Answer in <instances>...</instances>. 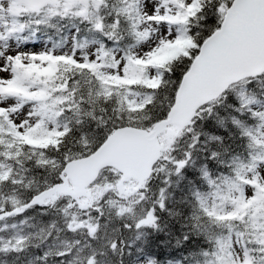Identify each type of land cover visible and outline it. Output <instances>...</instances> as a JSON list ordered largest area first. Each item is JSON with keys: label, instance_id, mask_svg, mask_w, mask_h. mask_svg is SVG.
Instances as JSON below:
<instances>
[{"label": "snow or ice", "instance_id": "6c2138e0", "mask_svg": "<svg viewBox=\"0 0 264 264\" xmlns=\"http://www.w3.org/2000/svg\"><path fill=\"white\" fill-rule=\"evenodd\" d=\"M0 264H264V0H0Z\"/></svg>", "mask_w": 264, "mask_h": 264}]
</instances>
